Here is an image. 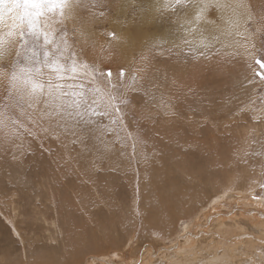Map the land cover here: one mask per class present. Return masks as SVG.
<instances>
[{"label":"rangeland","instance_id":"374dc122","mask_svg":"<svg viewBox=\"0 0 264 264\" xmlns=\"http://www.w3.org/2000/svg\"><path fill=\"white\" fill-rule=\"evenodd\" d=\"M219 1L199 20L173 0L49 14L77 71L44 80L83 94L69 109L59 90L33 101L12 87L43 50L8 34L23 9L0 0V264H264V0L232 4L245 18L228 38ZM181 192L201 197L161 205Z\"/></svg>","mask_w":264,"mask_h":264},{"label":"snow or ice","instance_id":"6c2138e0","mask_svg":"<svg viewBox=\"0 0 264 264\" xmlns=\"http://www.w3.org/2000/svg\"><path fill=\"white\" fill-rule=\"evenodd\" d=\"M173 2L181 7L193 4L196 7L197 15L196 19L199 20L209 6L208 0H173ZM70 0H14V6L22 8L23 13L18 17V22L14 23L9 28V35L13 33L18 34L19 43L21 47L28 44L27 37H32L34 42L39 44V47L43 50V59L39 58L40 54L35 50H32V57L36 58L34 63L35 67L29 66L21 68L19 73H12L11 81L12 87L16 88L17 83L20 85V98L26 95L29 99L35 101L41 96L47 94L49 98H53L59 90L60 97H72L71 100L65 102L61 100V107H67L69 109H77L85 103L81 93L80 99L75 98L77 94L75 92H67L64 90L62 84L53 82V78L50 76L45 82L44 80V68L50 70L55 74V80L75 79L74 74L77 71L76 61L74 60L71 65H65L61 63L62 51L59 50V45L55 43V27L54 17L49 14H55L57 9L60 10V16L62 19L59 23H63V18L66 16L65 7L69 6ZM216 7H222L223 5L216 3ZM4 24L3 17H0V25ZM42 38V43H39ZM2 43V41H0ZM53 45L57 51L50 52L48 46ZM5 55L3 49H0V57ZM256 64L264 69V57L255 61ZM87 67V64L84 65ZM111 76V73H108ZM11 98V97H10ZM119 99V98H116ZM123 103V101H120ZM31 106V105H30ZM111 105H106L109 107ZM120 111L119 107L115 109ZM0 122H2V114H0ZM15 123V122H14Z\"/></svg>","mask_w":264,"mask_h":264},{"label":"bare ground","instance_id":"6f19581e","mask_svg":"<svg viewBox=\"0 0 264 264\" xmlns=\"http://www.w3.org/2000/svg\"><path fill=\"white\" fill-rule=\"evenodd\" d=\"M218 1V0H217ZM224 1V0H223ZM222 0L221 1H219V2H223ZM231 2V3H230ZM229 3L230 4H228V6L226 7V9H225V11H222L221 10V12H219V14H220V16H221V18L223 19V21H222V25H221V27H220V29L217 31V36H219V37H222V36H226L227 38H228V36H227V34L229 33V32H235V30H236V26L237 25H235V24H233V22H234V20L236 19H234V17H236V16H238V20L239 21H241L242 22V20L245 18H243L242 16H240V14H237L235 11H234V9L232 8V4H235L236 6L235 7H237V8H240V6L241 7H244V5H243V3H244V1H242V0H231ZM223 3H225V2H223ZM216 12V11H215ZM242 12H244V9H242ZM213 14H214V12H212ZM212 15V14H211ZM215 15V14H214ZM217 15H218V13H217ZM216 16V15H215ZM218 17V16H217ZM203 20V19H202ZM237 20V19H236ZM236 20H235V22H236ZM238 21V22H239ZM205 22V21H204ZM237 22V23H238ZM243 23V22H242ZM191 24V23H190ZM220 25V23L218 24V26ZM238 25H240V22H239V24ZM217 26V25H216ZM193 30V29H192ZM196 30V29H195ZM191 31V30H190ZM218 37V38H219ZM222 40H223V38H222ZM125 47V46H124ZM128 48V47H127ZM190 75L191 74H184V75H182L180 72L177 74V76L180 78V79H182V80H188L189 78H190ZM50 126V125H49ZM55 133V132H54ZM83 150H85V149H82V151ZM85 157V156H84ZM201 163V162H200ZM73 170V169H72ZM254 176V175H253ZM198 191V190H197ZM200 191V190H199ZM190 193H192L191 191H190ZM190 193H188V194H186V193H183V192H181L178 196H177V199L176 200H173V199H171V200H168L167 202H162L161 203V205H163V206H169V205H171L172 203H174V205L173 206H170V211L172 210V209H174V210H176V211H178V212H180V203H181V201H182V199H183V197H188L189 199H190V201H191V205H194L195 204V202L201 197L200 195H193V196H191L190 195ZM194 193V192H193ZM200 193H202V192H200ZM195 194V193H194ZM217 202H220L219 200L217 201ZM216 202V203H217ZM164 203V204H163ZM217 205V204H216ZM216 205L215 206H213V210H217L216 208ZM163 211H165L164 209H163ZM205 212V211H204ZM261 214H263V213H261ZM188 215V214H187ZM264 215V214H263ZM237 218V217H236ZM225 219V218H224ZM203 220V219H202ZM232 220V219H231ZM264 223V222H263ZM263 223H261L262 225H263ZM216 226V225H215ZM222 227V226H221ZM224 227H225V225H224ZM236 227V226H235ZM241 227V226H240ZM219 228H220V226H219ZM221 229V228H220ZM227 229V228H226ZM223 230H225V229H223ZM235 230H236V228H235ZM222 231V230H221ZM203 232V231H202ZM201 232V233H202ZM226 232V231H225ZM224 232V233H225ZM231 232V231H230ZM205 233V232H204ZM222 233V232H221ZM243 234H244V232H243ZM242 235V234H241ZM198 236H199V234H198ZM223 236H224V234H223ZM262 236V235H261ZM196 237V236H195ZM200 237V236H199ZM226 237V236H225ZM244 239H247V238H244ZM249 239V238H248ZM248 239H247V241H248ZM187 240V239H186ZM190 240V239H189ZM239 241V240H238ZM246 241V242H247ZM253 241H254V239H253ZM236 242V241H235ZM242 243H243V241H241ZM245 242V241H244ZM249 242H251L250 240H249ZM255 242V241H254ZM188 243H189V241H188ZM253 243V242H252ZM251 243V244H252ZM260 243V242H259ZM248 244V243H247ZM186 245V244H185ZM237 245H239L238 243H237ZM255 245V244H254ZM254 245H252L253 247H254ZM76 246V245H75ZM189 246V245H188ZM251 246V247H252ZM193 248V247H192ZM194 248H195V244H194ZM255 248V247H254ZM77 251L76 252H74V251H72L73 253H79V251H80V248H78V249H76ZM258 250V249H257ZM71 251V250H70ZM85 251V250H84ZM193 251V249H190V251L189 252H192ZM86 252V251H85ZM215 252V251H214ZM230 252V251H229ZM235 252H236V250H235ZM195 253V252H194ZM227 253V252H226ZM209 254V253H208ZM238 254V253H237ZM224 255V254H223ZM230 255H231V253H230ZM223 257V256H222ZM236 257V256H235ZM211 258V257H210ZM220 258H221V256H220ZM220 258H218V259H220ZM225 258H226V256H225ZM229 258V257H228ZM230 258H232V260H233V256L232 257H230ZM229 258V259H230ZM80 259V258H79ZM212 259V258H211ZM213 260V259H212ZM212 260H208L207 261V259L206 260H203L204 262V264H205V261L209 264V262L210 261H212Z\"/></svg>","mask_w":264,"mask_h":264}]
</instances>
